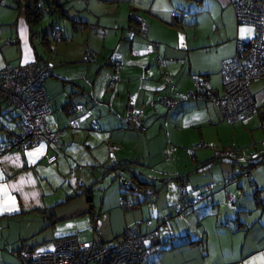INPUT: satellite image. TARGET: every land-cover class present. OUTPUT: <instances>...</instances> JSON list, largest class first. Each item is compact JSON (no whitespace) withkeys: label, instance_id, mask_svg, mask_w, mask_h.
<instances>
[{"label":"crops","instance_id":"1","mask_svg":"<svg viewBox=\"0 0 264 264\" xmlns=\"http://www.w3.org/2000/svg\"><path fill=\"white\" fill-rule=\"evenodd\" d=\"M123 1L148 25L147 38L140 35V25L132 38L127 32L131 19L127 21L125 16L124 21L108 23L112 13L107 9L117 8L120 14L122 9L116 5ZM154 1L65 0V18L53 17L43 27V22L29 25L20 0H0V69L8 64L53 63L46 83L52 107L47 124L53 131L64 132L62 148L42 144L0 157V253L7 257L4 264H16L14 253L28 245L27 239L46 228L54 229L58 218L82 215L99 224V237L94 241L107 245L115 240L107 247L118 245L128 229L138 234L157 231V250L147 264H264V163L252 166L250 156H240L236 162L215 159L212 151H217L216 143L222 140L220 128L226 127L218 105L194 99L174 106L164 103L165 98L177 100L181 94L193 92L194 76L205 78L221 92L222 64L235 56L237 39H250L253 27L238 25L232 0H180L183 10L176 9L183 14L180 18L155 7ZM195 1L199 4L194 5ZM187 13L195 16L190 22L185 19ZM203 15L210 22L208 43L203 38L199 46L191 48L188 42L181 49L169 46L165 31L179 32L184 25L199 28L197 18ZM54 27L62 29V41L53 39ZM119 30L120 41H113ZM8 39L16 42L8 45ZM196 49H212L217 58L194 61ZM89 51L97 58L85 62ZM250 87L260 109L264 81ZM130 106L142 113L140 128L127 121ZM250 117L243 121L246 125ZM19 123L20 111L0 100V143L21 132ZM233 129L238 132L239 127L233 124ZM206 143L210 146L202 148ZM257 149L264 154V144ZM122 164L129 168H121ZM228 164L231 168L225 167ZM101 165L106 168L105 176L114 177V193L122 189L117 184L120 178L138 186L132 194L135 206L122 211L106 200L99 216L92 212L94 206L91 212L88 208L58 212L78 198L74 196L77 190L90 189L86 186L93 178H83L86 167ZM218 167H224L219 175L215 172ZM236 167L248 169L246 177ZM208 185L214 188L212 201L197 202L181 216L175 213L181 188L186 199L194 202ZM148 190L157 194L152 207L145 206ZM229 196L232 203L227 201ZM49 209L55 210L54 221L45 218ZM119 217L124 221L121 228ZM14 228L17 240L11 243Z\"/></svg>","mask_w":264,"mask_h":264},{"label":"built area","instance_id":"2","mask_svg":"<svg viewBox=\"0 0 264 264\" xmlns=\"http://www.w3.org/2000/svg\"><path fill=\"white\" fill-rule=\"evenodd\" d=\"M32 0H20L26 5ZM38 8H42L46 15L53 14L54 6L45 7L47 2L55 0H34ZM63 4L65 0H56ZM88 3V0H83ZM238 25L251 26L254 29L253 37L247 41L236 40V54L223 62L221 68L222 92H218L205 78L194 76L195 90L187 95L181 94L179 99L165 98L164 103L174 106L180 102L192 99L200 102L213 103L219 106L224 120L229 123L244 121L258 110L256 99L251 91V84L264 81V0H232ZM174 16L180 18L182 12L177 11ZM134 25L130 35L133 38L137 26L144 38L148 36V27L137 14L133 16ZM95 27H92L94 29ZM55 41L63 40L62 29L53 30ZM16 40L8 39L6 44L11 45ZM97 54L89 51L84 57L85 62L93 61ZM119 67V65H118ZM54 64L51 62L21 64L18 66L6 65L0 69V100L7 101L20 111L21 132L10 140L0 143V157L11 151H25L39 145H55L62 148L61 136L63 130H51L47 118L52 113L51 101L47 93L46 83L51 76ZM127 121L137 128L142 126V113L130 106ZM75 126V124H74ZM110 151L114 150L109 146ZM168 152L166 157L168 156ZM240 154L237 151H215L217 161L234 162ZM251 161H264V154L252 153ZM246 173V172H245ZM122 190L126 194L138 191V186L128 179H122ZM213 185H208L205 192L199 194L195 201L186 199V191L180 189L181 199L176 205V214L183 215L195 203L202 200L212 201ZM157 199L153 190L146 192V203L152 207ZM228 203L233 202L231 196ZM134 203L122 199L120 206L123 209L134 207ZM89 228L98 231V222L91 220ZM159 237L157 231L138 234L134 229H128L122 241L114 246L107 247L97 241L83 242L80 236H71L53 241L48 249L32 248L25 245L22 250L14 253L22 264H147L150 256L157 249L154 240Z\"/></svg>","mask_w":264,"mask_h":264},{"label":"rangeland","instance_id":"3","mask_svg":"<svg viewBox=\"0 0 264 264\" xmlns=\"http://www.w3.org/2000/svg\"><path fill=\"white\" fill-rule=\"evenodd\" d=\"M198 4H199V1L194 2V5H198ZM154 5L155 7L158 6L160 9H162V11L171 12V14L173 15L175 12H177L176 9L180 8L181 10H183L182 6H180L181 5L180 0H172V1L171 0H156L154 1ZM117 6H119L122 9L120 14L117 12V8H116V11H113L112 8L107 9L112 13V15L107 18V19H110L108 23L111 22L112 24V22L114 23L116 21L117 22L124 21L125 18L128 21V19L130 18L131 23H132L131 27L133 28V25H134L133 16L136 15V12L134 11L130 12L129 3L125 1L116 5V7ZM188 14L189 13H187L185 19L187 18V21L190 22L195 18V16L190 17V15ZM122 16H125L124 19ZM52 20H53L52 17H45L42 26L46 27V25L52 22ZM198 20H200L199 28H195L194 26L184 25L183 29L179 32H169V31L166 32L165 31V33L163 34V37L168 41L169 46L174 47L175 49H181L185 47L183 44H186L187 46V42H188L191 48L193 46H199V44H201L199 40H202L203 38L205 39V42L208 43L207 36L210 35L211 33L210 24H209L210 22L208 20V17L203 15L201 17H198L197 21ZM131 27H129V29L127 30L128 34L131 31ZM118 32L120 35L118 37H113L112 39L113 41H117V42L120 41L122 30H119ZM253 34H254V29H253V33H251L250 38L253 37ZM128 37L130 39V35H128ZM192 53L194 54V61H215L217 58V56L214 54L212 49H206L204 51L196 49V50H193ZM220 79L221 80H219L218 86H220V91L222 92L221 72H220ZM262 107H260V109H258V112L253 114L250 117V120L247 121L250 123L249 125H246L245 122L243 121L234 123L239 127L238 132L234 131L232 123H229L226 120H223L224 121L223 123H225L226 127L222 126V128H220V136L222 140L221 142H219V139H218L216 143L217 148L216 149L214 148V149L219 150V151L225 150L226 148L237 150L241 156L240 158L245 159L247 156L249 158V156L252 153H256L258 151L257 148H262L264 144V106ZM209 146L210 145L206 143L205 145H203L202 148L206 149ZM212 153L213 155L215 154L214 150L212 151ZM225 167L231 168V164H228ZM87 169L91 173H89ZM236 169H238V173L240 175H243V178L246 177L244 175H246L249 171L248 169H242L241 167H236ZM93 170L94 172H92ZM105 170L106 168L103 165L99 167H94L93 169L86 167V171L88 173L85 172L86 174H83V178L84 179L86 177L93 178L92 182L86 186V188H90V189L89 190H86V189L77 190V193L74 194V196L78 195V198L73 200L72 203H70V205H66L65 207L61 208L58 212L60 213L67 212L75 208H83V209L88 208V210L91 212L92 206H94V209L92 210V212H95L96 215L99 216L102 212L103 205H104V202H106V200L109 205L110 204L114 206L118 205V207L123 211L122 207L119 206L121 200L125 198L127 199L128 202H132L134 198L132 194L134 193L122 194V189H120L117 193L116 192L114 193V188H112V185L114 184L113 183L114 177L112 178V174L105 176V172H104ZM223 170H224V167H218L215 169V172L216 174L219 175L223 172ZM121 180H122L121 178L117 179V184H120ZM85 190L91 192L92 195L91 196L88 195V193H86ZM165 193L167 194L166 191H164L163 194ZM90 197L93 200L92 202H90ZM224 204L228 207L230 206L228 205L227 201H225ZM145 206H148V204L146 203ZM60 213H58L59 215L58 217H60ZM84 217L85 216L82 215L80 217H75V218H70V219H62V217L58 218L56 225L54 226V229L46 228L43 232L39 233L38 235L27 239L25 243L35 248L42 247L43 249L44 248L48 249L51 242L55 241L57 238L77 236L78 234H79L78 236H80L83 242L93 241L99 237L98 235L99 232L94 231L89 228V222L93 219H89L88 221V219H85ZM116 217H117V214H115L114 212L113 213V218L115 220L113 221L114 224L115 222H117ZM118 222H119L118 227L121 228L124 223L122 217H119ZM108 226H109V223H108ZM16 231H17V228H14L13 231H11L10 233L11 243H14V241L16 242L17 240ZM114 241L111 240V242H109L107 245L109 246ZM6 259L7 257L3 255L2 253H0V264H4ZM14 261L16 262V264H20V261L18 259H14Z\"/></svg>","mask_w":264,"mask_h":264},{"label":"trees","instance_id":"4","mask_svg":"<svg viewBox=\"0 0 264 264\" xmlns=\"http://www.w3.org/2000/svg\"><path fill=\"white\" fill-rule=\"evenodd\" d=\"M65 2V1H64ZM64 4H58L57 1H53V2H47L45 4V7H49L54 6L53 8V14L51 13L50 15H46L43 13L42 8H38L36 5V1L32 0L29 1L26 5H23V10H24V14L26 17L27 22L29 23L30 26H36L39 25L40 23L43 22L45 17H59V18H65V12H64ZM20 7V6H19ZM21 8V7H20ZM85 25H81V27L84 28ZM56 29L55 27L52 29V36H53V30ZM63 39H64V34H63ZM96 60V59H95ZM7 102V101H4ZM8 103V102H7ZM9 105H11L10 103H8ZM12 106V105H11ZM14 107V106H13ZM17 109V108H16ZM236 162V161H234ZM251 165L252 166H257L260 163H264V161H251ZM128 167V164H122L121 168H125ZM120 168V169H121ZM136 177V175H134V178ZM139 182V181H138ZM140 186H147L148 183H140ZM122 194H126L125 190H122ZM135 206V205H134ZM44 214L46 215V219L49 221H54L55 219V210L54 209H49L46 212H44Z\"/></svg>","mask_w":264,"mask_h":264}]
</instances>
